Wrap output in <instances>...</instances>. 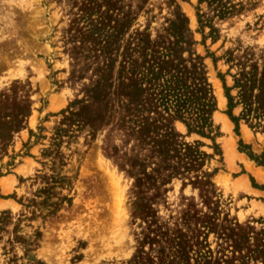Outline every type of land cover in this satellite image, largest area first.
Instances as JSON below:
<instances>
[{"label":"rangeland","instance_id":"obj_1","mask_svg":"<svg viewBox=\"0 0 264 264\" xmlns=\"http://www.w3.org/2000/svg\"><path fill=\"white\" fill-rule=\"evenodd\" d=\"M0 264H264V0H0Z\"/></svg>","mask_w":264,"mask_h":264}]
</instances>
